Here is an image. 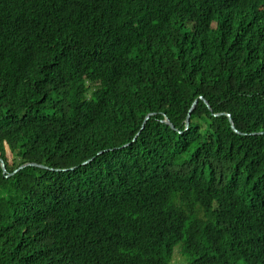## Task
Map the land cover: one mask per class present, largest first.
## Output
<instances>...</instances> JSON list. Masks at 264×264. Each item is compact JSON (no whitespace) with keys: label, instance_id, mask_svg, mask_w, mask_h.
<instances>
[{"label":"trees","instance_id":"trees-1","mask_svg":"<svg viewBox=\"0 0 264 264\" xmlns=\"http://www.w3.org/2000/svg\"><path fill=\"white\" fill-rule=\"evenodd\" d=\"M0 158V264H264V0H0Z\"/></svg>","mask_w":264,"mask_h":264},{"label":"water","instance_id":"water-1","mask_svg":"<svg viewBox=\"0 0 264 264\" xmlns=\"http://www.w3.org/2000/svg\"><path fill=\"white\" fill-rule=\"evenodd\" d=\"M201 99L203 100V102L205 103V105L209 108V105H208L207 101L204 100L203 98H201ZM195 104H196V100H194V101L192 102V104H191V106H190V108H189V110H188V114H187V116H186V118H185V125L188 124V115H189V112L194 108ZM149 114H150V113H149ZM149 114H148V115H149ZM216 114H220V113H215V115H216ZM148 115H146L145 119L148 117ZM226 115L228 116V120H229V122H230L231 129H232L234 132H236V133H240V132L234 127V125H233V123H232V120H231L229 114L226 113ZM145 119H144V121H145ZM163 121H164L165 123L169 124L170 126H172V124L170 123V121H169V119H168L167 117H164ZM142 126H143V124H142ZM142 126H141V128H142ZM25 165H36V166H42V165H39V164H36V163H23V164H21L18 168H21V167H23V166H25ZM0 166H1L2 171L5 172L4 163H3V160H2L1 158H0ZM18 168H17V169H18Z\"/></svg>","mask_w":264,"mask_h":264}]
</instances>
